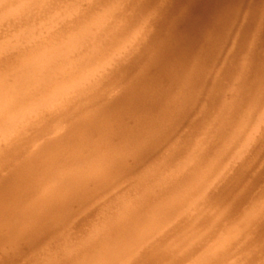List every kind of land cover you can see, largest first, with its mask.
<instances>
[{
  "label": "clouds",
  "instance_id": "9594fccd",
  "mask_svg": "<svg viewBox=\"0 0 264 264\" xmlns=\"http://www.w3.org/2000/svg\"><path fill=\"white\" fill-rule=\"evenodd\" d=\"M0 264H264V0H0Z\"/></svg>",
  "mask_w": 264,
  "mask_h": 264
}]
</instances>
